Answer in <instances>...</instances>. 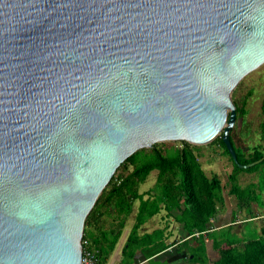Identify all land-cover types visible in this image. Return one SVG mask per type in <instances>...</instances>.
<instances>
[{
  "label": "water",
  "instance_id": "water-1",
  "mask_svg": "<svg viewBox=\"0 0 264 264\" xmlns=\"http://www.w3.org/2000/svg\"><path fill=\"white\" fill-rule=\"evenodd\" d=\"M264 0H0V264H80L125 159L231 138ZM120 264V263H119Z\"/></svg>",
  "mask_w": 264,
  "mask_h": 264
},
{
  "label": "trees",
  "instance_id": "trees-1",
  "mask_svg": "<svg viewBox=\"0 0 264 264\" xmlns=\"http://www.w3.org/2000/svg\"><path fill=\"white\" fill-rule=\"evenodd\" d=\"M245 106V101L236 106L237 113L241 116L246 113ZM262 110L264 114V98ZM261 132L264 138V118ZM231 138L241 163L263 156L264 151L259 149L260 146H255L253 153H247L242 146L237 145L233 130ZM213 142L221 144L233 163V169L228 175L230 192L238 198L240 205L246 200H255V183H249L248 190L245 191L238 180V174L243 170L255 171L264 159L259 165L241 168L234 162L221 136L216 137ZM121 167L128 171H122ZM154 169L158 170L156 184L150 189L154 190V194L144 198L143 193L139 192V186ZM136 200H139L136 221L122 247L121 264H133L132 258L137 248H141L146 257H151L176 242L166 241L169 236L165 235L163 228L139 234L141 225L162 209L169 216L174 215L191 235L187 238L184 236L177 244L178 248L188 245L194 238L200 239L197 245L191 247L190 254L193 256H188L190 261L208 264L204 234L207 232L214 243V249L220 253L212 264H264V228L260 236L247 240L230 239L228 236L215 234L216 229L208 230L211 218L218 212V204L224 202L223 184L217 174L209 176L205 173L195 144L186 140H181V145L154 143L150 148L137 150L120 164L86 219L84 237L97 249L100 264H107L115 250ZM104 217H112L117 221L116 225L103 228L101 219Z\"/></svg>",
  "mask_w": 264,
  "mask_h": 264
},
{
  "label": "rangeland",
  "instance_id": "rangeland-1",
  "mask_svg": "<svg viewBox=\"0 0 264 264\" xmlns=\"http://www.w3.org/2000/svg\"><path fill=\"white\" fill-rule=\"evenodd\" d=\"M232 98L236 105H242L243 101L246 102V113L244 114V116H241V114L237 113L236 123L232 129L236 144L242 146L247 153H253L255 150V146H260L259 149L264 151V138L262 137L261 132V122L264 118L262 110V100L264 98V63L258 68L249 72L240 80V82L232 92ZM213 141L195 145L197 146L199 160L202 163V167L205 173L209 176L217 174L222 180L224 202H220L218 204L219 207L216 214L218 215L220 213L222 215V213H224V218H226V214L228 215V218L222 219L220 222H228L231 219L239 221L232 226L216 229L215 234L217 233L220 236H228L230 237V239L232 238L241 240H247L250 237L260 236L262 229L264 228V216L250 219L245 218L254 215L255 213H257V210L258 212H260V214L264 213V162H262L261 164L259 163L260 165L257 163L259 166L257 165L258 168L255 171L249 172L243 170L238 174V180L242 187L245 188V191L248 190L249 183H255L254 187L257 200H246V202L240 205V203H236L237 198H235V195L230 192L231 183L228 174L233 169V163L229 158V155L224 152V148L221 146V144L219 142L214 143ZM155 143L181 145V140L158 141ZM120 169L125 172L128 171L124 167H121ZM157 174V169L151 171L146 181L141 183V189L146 190L155 185L154 183L157 180ZM143 186L145 188H143ZM136 202H138V200ZM136 208L137 203L135 204L134 210L130 214V217L126 220L123 234L119 242L117 243L115 250L111 254L107 264H111L112 262L113 264H118L120 262L121 248L126 238V234L129 231L128 228H131L135 221L134 219ZM232 210L234 212H232ZM176 211L177 210H174V212ZM161 212L158 213L153 220L151 219L150 221H147L143 226V229H140V232H144L145 230L150 231V228L161 225V223L163 222L169 221L164 220L166 212L164 210L162 212L163 214H161ZM216 216L209 224V227H214V224H216ZM167 217L171 222L174 223V226L176 223L179 225L178 221L175 220L174 215ZM116 223L117 221L112 219V217H104L101 219V226L106 229L112 228L116 225ZM199 240V238H194L193 245L188 244L190 250L192 246L197 245V242ZM240 244L242 245L243 243L241 242ZM140 256H143V254H140ZM143 264L170 263L162 259H150Z\"/></svg>",
  "mask_w": 264,
  "mask_h": 264
},
{
  "label": "crops",
  "instance_id": "crops-1",
  "mask_svg": "<svg viewBox=\"0 0 264 264\" xmlns=\"http://www.w3.org/2000/svg\"><path fill=\"white\" fill-rule=\"evenodd\" d=\"M154 184H156V182ZM154 186L155 185H153L151 188H153ZM141 188L142 187H141V184H140L139 192L143 193L144 198H147V197L151 196L152 194H154V190H150L151 188H148L146 190L145 189H141ZM143 188H145V187L143 186ZM235 198H237V197L235 196ZM252 201H257V200L255 199V200H252ZM238 202L239 201H238V198H237L236 199V203H238ZM136 203H137V208H136V213H137L138 206H139V200ZM136 203H134V206H135ZM133 210H134V207H133ZM163 210L166 212L165 209L160 210V212L161 211L163 212ZM160 212H158V213H160ZM162 212H161V214H163ZM232 212H234V211L232 210ZM136 213H135V219H134L135 221H136ZM158 213H156L155 215H153L152 217L147 219L141 225V227L139 228V234L142 235V234H144L146 232H152L155 229L163 228L164 232H165V235L169 236V238H167L166 241L168 243H171L172 241H176V242L171 244L167 248L163 249L162 251L152 255L151 257H146L144 255L142 249L141 248H137L136 253H135V255L132 258V263L133 264H143V263H146L150 259H157V260L162 259V260L168 261L170 264H196V263H198V262H195V261H190L189 258H188V256H190V257L193 256L192 254H190V247H189V245H193V240H190L189 245H187V244L186 245H182L181 248H178L177 244L180 243L184 239V236H186V238H187V237H189L191 235H189V233L186 232V230L183 228L181 222L178 221L179 225L176 223L175 226H174V223L171 222L170 219L167 217V216H169L167 214V212H166V216H165L164 220H169V221L163 222V223H161V225H158V226H155L153 228H150L151 229L150 231L149 230H145L144 232H140V229L141 228L143 229V226L145 225V223L147 221H150L151 219L153 220ZM223 214L224 213H222V215H221L219 213L218 215L216 214L217 216L215 215L216 218H217V220H216L217 222H216V224H214V227H209L208 228L209 231L214 230V229H219V228H222V227L232 226L233 224H236V222H239V221H235L233 219L229 220L228 222H220L222 219L228 218L227 214H226V218H224ZM261 216H264V213L260 214V212H258V210H257V213H255L254 215H251V216H249V217H247L245 219L256 218V217H261ZM129 217H130V215H129ZM213 218H211V221L213 220ZM135 221H134V223H135ZM134 223H133V225H134ZM132 226H131V228H132ZM131 228H128L129 231L126 234V238H127L128 234H129ZM197 234H198V232H197ZM204 234H205L206 249H207V255H208V264H212L215 260H217L219 258L220 253H219L218 250L214 249V243H213L212 239H210V237L207 234V232H205ZM261 234H262V232H261ZM126 238H125V240H126ZM173 238H175V239H173ZM125 240H124V242H125ZM123 245H124V243H123ZM123 245H122V247H123ZM119 248H118V250H119ZM118 250H117V252H118ZM140 254H143V256H140ZM121 258H122V248H121ZM120 261H121V259H120ZM111 264H113V262Z\"/></svg>",
  "mask_w": 264,
  "mask_h": 264
},
{
  "label": "built area",
  "instance_id": "built-area-1",
  "mask_svg": "<svg viewBox=\"0 0 264 264\" xmlns=\"http://www.w3.org/2000/svg\"><path fill=\"white\" fill-rule=\"evenodd\" d=\"M80 264H100L98 251L91 244V241L84 237L82 238V259Z\"/></svg>",
  "mask_w": 264,
  "mask_h": 264
}]
</instances>
